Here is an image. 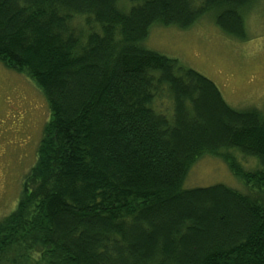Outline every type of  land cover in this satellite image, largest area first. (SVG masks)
<instances>
[{
    "label": "trees",
    "instance_id": "16d2710c",
    "mask_svg": "<svg viewBox=\"0 0 264 264\" xmlns=\"http://www.w3.org/2000/svg\"><path fill=\"white\" fill-rule=\"evenodd\" d=\"M259 1L0 0V63L34 81L51 115L0 221V264H264V105L236 110L144 46L153 26L208 14L246 40ZM206 155L247 192L184 189Z\"/></svg>",
    "mask_w": 264,
    "mask_h": 264
},
{
    "label": "rangeland",
    "instance_id": "374dc122",
    "mask_svg": "<svg viewBox=\"0 0 264 264\" xmlns=\"http://www.w3.org/2000/svg\"><path fill=\"white\" fill-rule=\"evenodd\" d=\"M246 28V40L229 37L208 14L189 28L155 25L144 46L211 80L232 108H262L264 0L250 9ZM50 118L47 101L34 81L0 63V221L16 210L23 178L36 162L43 129ZM233 153L246 169H254L255 158L245 160L237 150ZM218 185L247 192L225 162L206 155L191 167L184 189Z\"/></svg>",
    "mask_w": 264,
    "mask_h": 264
}]
</instances>
